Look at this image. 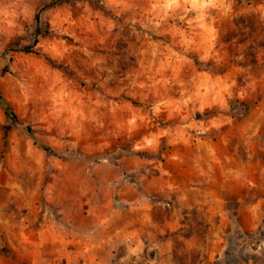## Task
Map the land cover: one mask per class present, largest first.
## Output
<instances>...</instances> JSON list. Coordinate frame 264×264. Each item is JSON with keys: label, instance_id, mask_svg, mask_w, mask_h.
I'll return each instance as SVG.
<instances>
[{"label": "clouds", "instance_id": "clouds-1", "mask_svg": "<svg viewBox=\"0 0 264 264\" xmlns=\"http://www.w3.org/2000/svg\"><path fill=\"white\" fill-rule=\"evenodd\" d=\"M0 264H264V0H0Z\"/></svg>", "mask_w": 264, "mask_h": 264}]
</instances>
